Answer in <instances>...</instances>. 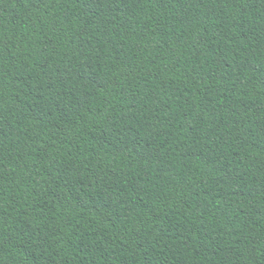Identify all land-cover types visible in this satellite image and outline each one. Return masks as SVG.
<instances>
[{"label":"trees","instance_id":"1","mask_svg":"<svg viewBox=\"0 0 264 264\" xmlns=\"http://www.w3.org/2000/svg\"><path fill=\"white\" fill-rule=\"evenodd\" d=\"M0 264H264V0H0Z\"/></svg>","mask_w":264,"mask_h":264}]
</instances>
